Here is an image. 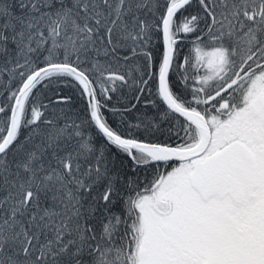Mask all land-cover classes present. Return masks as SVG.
<instances>
[{
  "label": "snow or ice",
  "instance_id": "snow-or-ice-1",
  "mask_svg": "<svg viewBox=\"0 0 264 264\" xmlns=\"http://www.w3.org/2000/svg\"><path fill=\"white\" fill-rule=\"evenodd\" d=\"M0 264H264V0H0Z\"/></svg>",
  "mask_w": 264,
  "mask_h": 264
}]
</instances>
